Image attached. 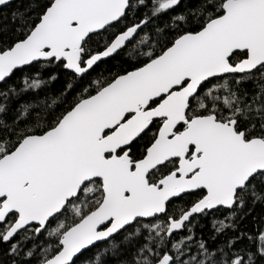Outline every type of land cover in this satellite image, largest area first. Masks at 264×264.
Masks as SVG:
<instances>
[{
  "label": "water",
  "instance_id": "1",
  "mask_svg": "<svg viewBox=\"0 0 264 264\" xmlns=\"http://www.w3.org/2000/svg\"><path fill=\"white\" fill-rule=\"evenodd\" d=\"M14 1L0 0V9ZM131 1L55 0L24 41L0 53V84L15 71L50 59L64 60L67 70L84 76L146 25L129 28L81 66L85 41L120 22ZM177 4L167 1L162 8ZM236 53L247 57L234 66L230 59ZM262 66L264 0H227L223 15L201 31L182 35L157 58L80 101L55 128L26 137L0 159V224L17 216L4 242L31 227L40 234L94 181L102 184L101 203L64 232L60 251L43 264H74L136 223L165 216L169 203L187 194L205 192L170 220L168 240L205 212L233 209L238 193L264 173V139L246 140L235 120L221 122L215 115L189 120L188 111L208 81ZM155 121H163L156 140L142 160L133 162L128 148ZM174 160L177 170L149 183L152 172ZM157 264H173V258L166 255Z\"/></svg>",
  "mask_w": 264,
  "mask_h": 264
},
{
  "label": "trees",
  "instance_id": "2",
  "mask_svg": "<svg viewBox=\"0 0 264 264\" xmlns=\"http://www.w3.org/2000/svg\"><path fill=\"white\" fill-rule=\"evenodd\" d=\"M55 0H15L0 9V53L24 41ZM167 1L175 7L163 9ZM227 0H132L126 16L101 33L90 36L82 48L81 66L104 51L129 28L146 22L135 39L115 56L96 64L84 76L66 69L64 60H43L19 69L0 84V159L13 152L29 136L55 128L80 101L98 93L119 76L139 69L163 54L184 34L201 31L223 15ZM247 53L230 59L237 65ZM160 103L151 104L154 108ZM215 115L221 122L236 121L246 140L264 139V66L243 75H227L205 83L191 101L188 119ZM163 121L129 148L133 162L142 160L156 140ZM180 126L178 131H182ZM193 150H191V153ZM121 154V153H120ZM178 168L174 160L148 177L158 184ZM97 191L89 195L91 187ZM204 191L187 194L169 203L165 216L138 222L112 240L80 255L74 264H157L169 255L173 264H264L260 240L264 236V173L238 193L233 209H218L193 218L182 233L166 237L170 220H176L199 202ZM103 199L101 181H94L40 234L36 227L5 243L4 234L16 221L0 224V264H43L61 249L64 232L95 210ZM83 201L86 205H82ZM75 206L76 209L72 210Z\"/></svg>",
  "mask_w": 264,
  "mask_h": 264
},
{
  "label": "rangeland",
  "instance_id": "3",
  "mask_svg": "<svg viewBox=\"0 0 264 264\" xmlns=\"http://www.w3.org/2000/svg\"><path fill=\"white\" fill-rule=\"evenodd\" d=\"M88 188V185L84 188L85 190ZM83 189V190H84ZM97 191V187H91L90 189H89V192H90V194L89 195H92V194H94L95 192ZM82 205H86V202L85 201H83V203H81ZM74 209H76V207L75 206H73L72 207V210H74ZM83 218V217H82ZM166 229H168V226L166 227ZM260 245H261V252L264 254V236H262V238H261V240H260Z\"/></svg>",
  "mask_w": 264,
  "mask_h": 264
}]
</instances>
